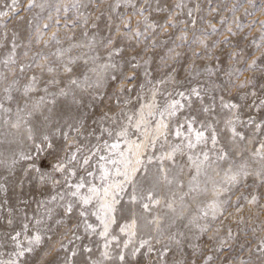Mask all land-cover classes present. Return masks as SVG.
Returning a JSON list of instances; mask_svg holds the SVG:
<instances>
[{"label":"snow or ice","instance_id":"1","mask_svg":"<svg viewBox=\"0 0 264 264\" xmlns=\"http://www.w3.org/2000/svg\"><path fill=\"white\" fill-rule=\"evenodd\" d=\"M255 3L0 0V264H264ZM141 73L139 107L94 118ZM26 184L41 198L17 228Z\"/></svg>","mask_w":264,"mask_h":264},{"label":"rangeland","instance_id":"2","mask_svg":"<svg viewBox=\"0 0 264 264\" xmlns=\"http://www.w3.org/2000/svg\"><path fill=\"white\" fill-rule=\"evenodd\" d=\"M200 2H201L202 8L204 9V14H205V16L207 18V9L209 7V5L207 4V0H200ZM235 2H236V0H212V6L216 7V6H220V5H223V4H227L230 7ZM262 5H264V0H256V3H255L256 9H259ZM244 7L249 8V11L253 10L246 2L244 3ZM243 11H244L243 8H239L236 14L238 16H242L243 22L247 23L248 20H250L252 17H244L243 16ZM220 14L224 15V14H227V13L221 12ZM256 14H257V16H259L260 12L257 11ZM21 15L27 17V16L30 15V13L21 12ZM218 20H219V16H216V18H215V20H213V22L215 23ZM12 23H15V21H12ZM12 23L9 24V29H11ZM235 42H239L241 44V46H243V43H244L239 38H237V40ZM156 67H157V64L154 63L152 65L153 77L156 78V79H159L160 76L163 74L164 70L160 69L159 71H156L155 70ZM179 71H180V77L182 78L185 75V73H184L182 68H180ZM256 78H257V87H259L260 83H264V78H262V73L260 71L256 72ZM141 83H144V77H143L142 73L138 76L137 80L131 82L130 86L133 87V91L131 93H126L125 94L124 98H127V97L130 96L131 99H132V102H133L132 105H128V106H125L123 104V98H122L121 102L119 104H117L115 97L111 96V90L110 89L107 90L109 95L104 98V102L102 104L98 102L97 105L94 106L93 109H91V111L94 113V118L98 119L100 114L103 111H107L109 108H111L112 112H117L120 107H124L126 111L129 108H131L133 105H135V107H139V105L136 104V94L139 91V84H141ZM185 86H187L186 83H185ZM109 97H111V98H109ZM237 102L244 103V101H239V99H237ZM248 103H250V100L248 101ZM245 111H247V110H245ZM260 115L264 116V113H260ZM89 123H91V120L89 121ZM4 131H5V129L0 128V132H4ZM8 139H11V137H8ZM105 139H109V142L111 143L113 138H108L107 136H105ZM133 139H135V137H133ZM92 143H96L95 138H92ZM7 146H8L7 144L4 145V147H7ZM27 146H29V145H27V144L20 145V146H17L15 144L12 145V147L16 148L17 150H20L21 148H26ZM122 147H123V145H122ZM44 163L46 164L47 161H44ZM17 175H19V171L17 172ZM97 183H99V182L97 181ZM7 198L9 200V204H8L7 207H12V208H14L16 210L17 223H16L15 227L18 228L19 227V221L21 219V210L27 211L29 214H31L32 209H34L36 207L35 200L36 199H40L41 197L39 196V193L34 190V185H27L26 184L25 189H24V195L22 197H20L17 194V192H15L13 190H10L9 193H8ZM21 199H28L29 202H30V206L25 209L24 205L22 203H20ZM125 199H126V197H125ZM137 211H140V209L137 208ZM0 216H4L6 218L7 217L6 210H0ZM6 231H10V229L5 227L3 221H0V236H2L3 233L6 232ZM5 241L6 242L4 243L3 248H0V251L11 252L13 250V246H12L11 242L7 241L6 238H5ZM85 242H87V241H85ZM60 255H62V253ZM52 260L53 261H57V257L54 255L52 257ZM57 264H58V261H57Z\"/></svg>","mask_w":264,"mask_h":264}]
</instances>
